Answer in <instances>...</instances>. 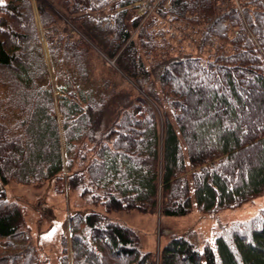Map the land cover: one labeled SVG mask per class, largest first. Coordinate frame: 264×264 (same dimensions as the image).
Segmentation results:
<instances>
[{"label":"trees","instance_id":"1","mask_svg":"<svg viewBox=\"0 0 264 264\" xmlns=\"http://www.w3.org/2000/svg\"><path fill=\"white\" fill-rule=\"evenodd\" d=\"M139 1L0 2V183L39 186L67 168L71 187L108 212L173 217L194 202L213 213L256 199L264 194V0H242L241 11L234 1H172L170 13L204 28L194 31L198 55L158 28L160 19L139 27L129 8ZM108 60L167 106L163 135L155 107L123 88ZM71 232L73 264H264V212L221 228L213 243L195 231L173 235L159 260L136 230L99 212L74 213ZM67 243L61 264H70ZM0 264H41L16 204L0 206Z\"/></svg>","mask_w":264,"mask_h":264},{"label":"rangeland","instance_id":"2","mask_svg":"<svg viewBox=\"0 0 264 264\" xmlns=\"http://www.w3.org/2000/svg\"><path fill=\"white\" fill-rule=\"evenodd\" d=\"M33 3L36 5V0H33ZM52 5L55 7L53 3ZM171 5V2L160 0H140L129 8L135 6L133 13L140 18L139 27L153 18H156V20L160 19L161 23H158V28L169 30L171 35H177L180 44L184 46L186 51L198 55L197 46L199 39L195 37L194 31H202L204 28L183 18H177L178 16L169 12ZM239 9L241 11V8ZM35 11L38 25L41 28L36 7ZM161 13H163L162 17H160ZM66 23L74 30L76 29L69 20H66ZM138 29H134L132 32L134 38L137 37ZM73 32L78 33V30ZM158 40H160V37H158ZM43 43L46 58L49 61L47 43L45 40ZM141 53L146 62H148L147 57L149 54L146 55L142 51ZM108 62L112 69L120 73L117 81L122 84L123 88L134 94L138 93L146 96L136 81L127 77L116 68L114 61L108 60ZM51 77L53 80V75ZM58 95L59 93L55 90L54 96L57 105L58 122L63 138L62 115L59 109ZM146 97L156 109L160 132L163 135V109L167 106L160 107L153 99ZM4 186L8 197L0 202V206L16 204L22 208L24 230L30 236L41 264H61L64 240L68 242L70 264H73L71 230L72 216L76 212H99L114 221L133 228L138 232L143 248L153 252L157 260H159L161 249L173 235H184L189 231H195L202 243H213L221 228L231 226L237 222L248 221L264 212V194L239 207L222 209L213 213L200 211L196 207L195 202L190 214L177 217L163 216L159 210L155 213H145L138 210L108 212L103 205L91 204L80 190L71 187L67 168H65L62 176L52 179L43 185H25L11 182Z\"/></svg>","mask_w":264,"mask_h":264},{"label":"built area","instance_id":"3","mask_svg":"<svg viewBox=\"0 0 264 264\" xmlns=\"http://www.w3.org/2000/svg\"><path fill=\"white\" fill-rule=\"evenodd\" d=\"M159 1V0H158ZM160 1H166V2H172V1H174V0H160ZM235 2L236 3V5L240 8V2L242 1V0H219V4H220V7L221 8H226L227 6H228V4L229 3H231V2Z\"/></svg>","mask_w":264,"mask_h":264},{"label":"water","instance_id":"4","mask_svg":"<svg viewBox=\"0 0 264 264\" xmlns=\"http://www.w3.org/2000/svg\"><path fill=\"white\" fill-rule=\"evenodd\" d=\"M2 0H0L1 2ZM8 197V193L6 190V187L0 183V202L6 200ZM73 236V234H71V237Z\"/></svg>","mask_w":264,"mask_h":264}]
</instances>
